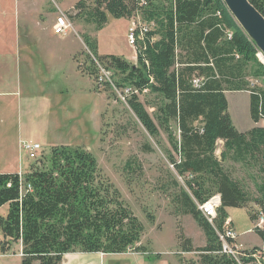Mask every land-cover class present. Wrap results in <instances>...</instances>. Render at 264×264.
Wrapping results in <instances>:
<instances>
[{
  "label": "trees",
  "instance_id": "16d2710c",
  "mask_svg": "<svg viewBox=\"0 0 264 264\" xmlns=\"http://www.w3.org/2000/svg\"><path fill=\"white\" fill-rule=\"evenodd\" d=\"M250 1L264 15V0ZM74 9L76 17H84L97 29L107 24L109 16L131 19L140 15L152 25L134 47L136 64L117 55H100L97 38L83 34L89 52L79 69L96 82L97 58L114 71L116 86L138 91L126 104L148 133L154 137L161 130L167 133L171 145L167 156L185 184L171 173L174 205L179 213L196 220L206 238L205 245L194 247L180 229L181 250L198 251L197 262L189 264H257L252 254L260 249H246L247 256L239 262L224 250L221 239L224 235L228 244L236 242L226 235V208L248 209L252 221L264 211V126L240 131L226 95L248 91L252 120L264 119V63L224 0H79ZM196 79L201 81L195 84ZM102 86L113 90L110 84ZM100 87L95 89L102 91ZM145 93L152 114L140 98ZM219 140L223 141L220 157L216 153ZM145 151L153 149L146 145ZM226 160L258 166L262 176L256 180V197L233 176ZM49 162L46 168L32 164L25 174L0 173V209L8 205V212L0 213L2 251L10 242H20L22 264H61L66 253L76 251H148L139 245L143 223L91 151L81 145H54ZM137 165L138 159L131 157L124 170L130 173ZM216 194L221 205L210 221L198 204ZM250 202L259 211H250ZM229 227L235 229L232 220ZM254 231L264 242V228L255 226Z\"/></svg>",
  "mask_w": 264,
  "mask_h": 264
},
{
  "label": "rangeland",
  "instance_id": "374dc122",
  "mask_svg": "<svg viewBox=\"0 0 264 264\" xmlns=\"http://www.w3.org/2000/svg\"><path fill=\"white\" fill-rule=\"evenodd\" d=\"M54 1L56 0H49L50 6L47 9L56 10L57 12ZM60 1L62 8L65 9L77 0ZM38 3H40V0H38ZM89 5H92V2ZM63 12L72 22V29L62 38V43L65 47L79 49L82 46L76 33H73L78 31L81 36L90 34L97 38L98 50L103 55L113 54L126 58V60L128 59L132 64L137 63L135 49L129 44L128 40L131 22L128 18L109 16L107 24L102 29H97L95 24L86 21L84 17H76L75 9ZM39 13L38 7L30 4L26 5L22 0H0V15L7 17L6 20L0 18V50H6L7 52L11 47V62H9V57L5 58L8 67L0 64V77L2 76L3 80H5L1 86L3 89L8 90L11 88L12 91L15 88L14 83L19 82L18 55L15 51L19 38L33 47L34 53L28 54L32 59L41 56L42 52L46 51L50 46L49 44L52 43L41 32L47 25L42 23V20H44L43 14L40 15ZM139 19L141 20V18ZM24 35L31 40L24 39ZM6 52L3 54H6ZM86 52L87 49L85 48L77 55L78 67L80 63H85L87 59ZM37 63L30 70L33 73L39 71ZM10 68V73H7ZM10 78L11 83L8 82ZM114 78H117L116 75H114ZM94 85L98 87L97 81ZM100 89L102 91L99 92L105 91L106 93L102 100L104 103L102 104L103 108L99 111L100 102L97 98L95 123L93 125L90 119L88 132L79 133L81 137L75 138L73 141L66 140L70 132H65L55 142L37 138L36 141L41 144V148L39 150L40 154L38 153L39 157L36 159H31L24 150V152H21L19 147L21 113L18 108L14 107L16 97H11V108L8 105V100L2 99L0 101V107L2 106L0 108V171L5 170L4 168L7 165H11V170L15 172H18L21 168L22 172L25 173L30 170L32 164L46 168L50 164L49 157L53 145H60V143L81 145L95 155L104 175L120 190L125 202L145 227L139 245L145 246L146 250H148L146 253L131 250L128 252L129 254H108L105 264L196 263L198 251H182L178 233L181 229L187 237L193 240L194 247L205 245L206 238L196 220L191 215L179 213L174 205L173 195L175 187L171 186V173L176 176L183 186L185 184L184 180L172 168L167 156V150L171 149L167 133L161 130L157 137L151 136L130 106L121 100L115 91L105 90V86H101ZM140 98L146 103L149 96L145 93L140 95ZM227 98L229 111L236 127L240 131H246L255 126L250 115L248 93L245 91H233L228 93ZM145 105L152 114L154 109L147 103ZM90 118H92L91 110ZM261 124H264V121ZM172 127L175 134L179 137V131L174 122H172ZM34 137H36V134H33V136L31 134L24 135L22 138L27 140L23 143H29L30 141L34 143ZM146 145H150L153 151H145ZM222 146L223 141L219 140L216 151L219 157ZM131 157L138 159V165L134 168V171L127 173L124 167L126 161ZM224 164L230 169L235 178L242 181L248 192L253 197H256L258 194L256 180H261L262 176L258 166H244L240 163H233L230 160H226ZM248 205L249 210L253 213L254 211H259L254 202H250ZM6 207L8 206L4 205L1 207L0 212L7 213L8 209ZM247 210L228 207V212L234 223V230L239 235H236L235 244L238 248L242 247L245 250L254 249L255 247L263 250L264 242L254 231L255 220L252 221L250 219ZM263 224L262 227H264ZM2 239L4 238L1 232L0 264H22V258L18 255L22 248L21 243L10 242V244L6 245L7 250L2 251ZM3 252L4 255H2ZM262 255L264 256V251ZM34 264H38V262L36 261Z\"/></svg>",
  "mask_w": 264,
  "mask_h": 264
},
{
  "label": "crops",
  "instance_id": "0c3cea01",
  "mask_svg": "<svg viewBox=\"0 0 264 264\" xmlns=\"http://www.w3.org/2000/svg\"><path fill=\"white\" fill-rule=\"evenodd\" d=\"M56 1H54V4L56 3L57 12L56 10L47 9L48 6H50L49 0H40V3H38V0H22L26 5H35L38 7V12L40 11L39 14H43L44 20H42V23H46L47 26L41 32L52 43L49 44L50 46L46 51L42 52L41 56L32 59L28 54L34 53L33 47L19 38L17 40L18 44L15 47V51L18 55L17 66L20 71L19 82L16 84L14 83L15 88L12 91L11 88L8 90L3 89L1 86L5 80H3L4 78L2 76L0 77V101H2V99H7L8 105L11 108V97H16V104L14 107L18 108L21 113V122L19 124V147L21 152L25 151L21 146L22 143L27 140L22 137L28 134L32 136L36 134L34 143H39L36 141L37 138L55 142L60 139L59 137L64 135L65 132H70L66 140L69 139L73 141L75 138L78 139L81 137L79 133L88 132V123L90 119L93 125L95 123V104L97 98L100 102V111L103 108L102 104H104L102 100L106 96L105 92H97V90H95L94 79L82 73L78 67L77 55L86 48L82 36L78 31L73 32L76 33L82 43L79 49H73L65 47L62 43V38L64 36L55 34L53 29L56 18L61 13H64L63 11L74 9L75 4L79 0L71 3L65 9L62 8L60 0ZM0 18L7 19V17L3 15H0ZM131 20L132 19H129V21ZM131 22L129 27L131 26ZM24 39L31 40L28 37ZM5 52L6 50H0V64L8 67L5 58L9 57V62H11V47L6 54H3ZM99 54L101 55L102 53L99 52ZM36 62H38L39 71L33 73L30 70ZM10 71L11 68L7 73H10ZM8 82L11 83V78L8 79ZM245 92L248 93L250 107V94L248 91ZM228 93L229 92H227L226 95H228ZM0 108H2V106ZM90 110L92 118H90ZM263 121L264 119H261L259 122H254L255 126H264V124H261ZM73 132L75 133L73 134ZM29 143L32 142L30 141ZM60 145L75 146L74 143H60ZM4 169L5 170L0 171V173H25L22 172L21 168L18 172L11 170V165H7ZM6 208L8 209V207ZM226 210L228 212V208H226ZM1 214L5 215L6 212ZM229 220H232L231 217ZM236 234L238 235L237 232ZM2 255H4V252ZM18 255L22 258V248ZM107 255L108 254L104 253H85L79 251L69 252L63 256L61 264H105Z\"/></svg>",
  "mask_w": 264,
  "mask_h": 264
},
{
  "label": "built area",
  "instance_id": "2783aa9c",
  "mask_svg": "<svg viewBox=\"0 0 264 264\" xmlns=\"http://www.w3.org/2000/svg\"><path fill=\"white\" fill-rule=\"evenodd\" d=\"M141 18V20L139 19ZM131 26L129 28L128 32V40L129 44L132 47H135L138 40H141L143 37H145L147 31L152 27L151 23H146L143 21L142 17L140 15H136L131 20ZM54 32L57 35L66 36L70 29H72V22L67 15L64 13L60 14L55 21V24L53 26ZM89 52V50H87ZM259 55V53H258ZM96 63L98 64L99 69V75L97 79L98 85L102 86L105 84H110L115 91V93L118 95V97L123 100L125 103H127V99L129 96L133 93H137L138 91L133 89V87L127 86V87H118L116 86L115 78H114V71L109 70L100 62L97 58H95ZM201 79H196L195 84H198ZM22 148L26 151L28 156L31 159H36L39 157L38 153L41 148V145L39 143H23ZM40 154V153H39ZM30 188V185L28 186ZM199 209L203 212V214L212 221L217 216V209L221 205V197L219 194H216L212 196L210 199L205 201L202 204H198ZM229 219L227 220V231L226 235L230 236L234 240L237 239L236 232L229 227ZM258 222V223H257ZM264 223V211H260L259 217L255 220V226L262 227V224ZM264 225V224H263ZM1 234V231H0ZM221 239L223 240V248L226 252L231 253L236 257V259L240 262V258L242 256H247V254L243 251L245 249H242V247H237L236 244L230 245L226 242L225 236L221 235ZM263 250H258L252 254V256L256 259L257 264H264V256L262 255ZM252 252V251H251Z\"/></svg>",
  "mask_w": 264,
  "mask_h": 264
},
{
  "label": "water",
  "instance_id": "95a60500",
  "mask_svg": "<svg viewBox=\"0 0 264 264\" xmlns=\"http://www.w3.org/2000/svg\"><path fill=\"white\" fill-rule=\"evenodd\" d=\"M224 2L242 30L264 55L263 13L250 0H224ZM260 61L264 63L261 59Z\"/></svg>",
  "mask_w": 264,
  "mask_h": 264
},
{
  "label": "bare ground",
  "instance_id": "6f19581e",
  "mask_svg": "<svg viewBox=\"0 0 264 264\" xmlns=\"http://www.w3.org/2000/svg\"><path fill=\"white\" fill-rule=\"evenodd\" d=\"M259 57L262 59V61L264 62V55L261 53V52H259Z\"/></svg>",
  "mask_w": 264,
  "mask_h": 264
}]
</instances>
